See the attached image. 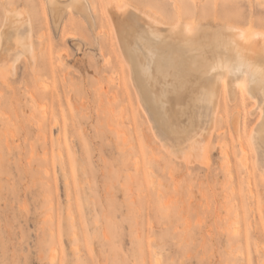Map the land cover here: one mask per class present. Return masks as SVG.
Listing matches in <instances>:
<instances>
[{"label": "rangeland", "instance_id": "rangeland-1", "mask_svg": "<svg viewBox=\"0 0 264 264\" xmlns=\"http://www.w3.org/2000/svg\"><path fill=\"white\" fill-rule=\"evenodd\" d=\"M48 1L0 0V26L6 10L30 12L37 57L33 71L22 59L0 79V264H264L254 101L240 93L241 112L218 117L210 165L187 166L138 110L109 0L89 1L95 29L71 12L57 24ZM117 1L169 24L180 15L264 31V0Z\"/></svg>", "mask_w": 264, "mask_h": 264}, {"label": "bare ground", "instance_id": "bare-ground-1", "mask_svg": "<svg viewBox=\"0 0 264 264\" xmlns=\"http://www.w3.org/2000/svg\"><path fill=\"white\" fill-rule=\"evenodd\" d=\"M89 1L49 0L47 3L57 17V24L64 14L71 12L95 29L93 6ZM106 3L104 8L112 23L118 46L115 49L119 53L115 52L128 67L138 97V110L144 114L152 137L168 154L187 166L210 165V146L214 136L223 130L218 126V117L220 114L227 117L225 114L233 112V108L238 112L243 102L240 93L245 91L251 99L248 103L254 101L252 107L249 105L250 113L256 111L258 115L255 124L249 126L247 120L245 124L249 126L246 130L256 155L255 165L264 183V31L255 30L254 25L245 29L220 19L214 23L203 20L205 23L194 25L190 19L180 20V15L177 22L174 20L176 23L169 24L132 2L109 0ZM22 9L3 13L0 79L4 82L7 76H16L22 59L27 60L32 71L36 66L30 12ZM51 94L54 103L56 98ZM58 121L57 116L55 122ZM62 126L65 127L63 121ZM234 126L237 130L238 118L234 119ZM239 137L243 156L247 157L250 153L247 154L246 137ZM242 162L247 167L248 161Z\"/></svg>", "mask_w": 264, "mask_h": 264}]
</instances>
